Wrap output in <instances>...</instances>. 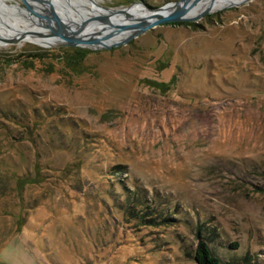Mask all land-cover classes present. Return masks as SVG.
<instances>
[{
    "label": "rangeland",
    "instance_id": "rangeland-1",
    "mask_svg": "<svg viewBox=\"0 0 264 264\" xmlns=\"http://www.w3.org/2000/svg\"><path fill=\"white\" fill-rule=\"evenodd\" d=\"M241 3L109 49L0 46V264H197L201 242L264 264V0ZM25 4L0 28L48 17Z\"/></svg>",
    "mask_w": 264,
    "mask_h": 264
},
{
    "label": "bare ground",
    "instance_id": "bare-ground-1",
    "mask_svg": "<svg viewBox=\"0 0 264 264\" xmlns=\"http://www.w3.org/2000/svg\"><path fill=\"white\" fill-rule=\"evenodd\" d=\"M3 1L5 2L6 0H0V3ZM36 1L42 2L41 10L45 11L47 9L46 11L48 17H50L52 21L51 20L45 21L48 17L43 18L44 21L43 20L40 21L39 18L29 19L27 16H26V21L15 20L18 21L19 23H22L21 25H19L20 27H17L18 25L17 24L15 25L16 27L13 28H8V27H6V29L0 28V46L5 47V45L8 42H10L11 35H16V36L19 35L27 38L28 39L27 41L36 42L38 44L49 45V46H52L54 44H60L55 42H61V41H63L62 44H66L65 41L69 40L68 33L65 31V29H60L61 26L63 28H66L67 30L68 28L69 30L71 29L70 33L72 34L73 37L79 38L85 42L100 41L99 43H105L107 45H110L113 42L115 43L117 41H123L125 38H127L131 34V32L129 31L130 29H128V25L131 23H139L144 21L149 17L151 13L148 10L147 11L149 13L146 12L143 7H137L132 10H123V12H119L121 11L119 9L114 10L113 12H109V11L101 12V10L98 7L99 6L98 1L100 0H69L68 1L70 2L69 5L77 4L75 5V7H77V10H75V15L73 14L69 18L66 14L65 17L68 18H64L62 17L58 9H53V7H50V5L47 4V2L50 1L53 4L59 1L63 2L62 0H36ZM43 2L46 3L44 4ZM71 2H73L74 4H71ZM241 2H245V0L243 1L242 0H198L196 7L190 11L188 16L194 17L205 11H209L210 13H215L217 11L222 10L227 5L230 4L236 5V3H241ZM96 12L103 13L102 17L108 18L109 21L108 22L100 21L103 18H96V16L92 15ZM1 17L3 20L6 21L8 20L6 19L7 16L6 17L0 16V19ZM56 19H58V21H55ZM35 21H38V23L44 22L42 28L45 29L48 35L44 34L45 31L42 32L34 28L35 24L32 23H35ZM59 23L61 24L60 26H58ZM82 25L85 26L84 34L76 33L74 28L77 29V27L79 26V28L82 29L81 28ZM122 27H126L125 31L128 30L129 32H123V30L121 29Z\"/></svg>",
    "mask_w": 264,
    "mask_h": 264
},
{
    "label": "water",
    "instance_id": "water-1",
    "mask_svg": "<svg viewBox=\"0 0 264 264\" xmlns=\"http://www.w3.org/2000/svg\"><path fill=\"white\" fill-rule=\"evenodd\" d=\"M25 1L26 0H23L24 4H25ZM197 2H198V0H180V1H175L172 3H167L161 7H158V8H149L145 5H143L148 11L151 12L149 17L142 22L129 24L128 29H130L129 31L131 32V34L127 38H125L123 41H117L115 43L113 42L110 45H107L105 43H99L100 41L85 42L79 38L73 37L72 34L70 33L71 29L69 30V28H68V30H67L66 28H63L62 26L60 27V29H65V31L68 33V39L70 41L68 43H66L65 45L75 46V47L82 45V46H86V47H90V48H94V49L95 48L109 49L112 47L121 46V45L127 43L129 40L136 38L137 36L143 34L144 32L149 31V30L154 29V28L159 27V26L172 25V24L184 23V22H194L195 23V22L201 20L205 15L210 14V12L205 11V12L200 13L199 15L194 16V17L188 16L190 11L196 7ZM48 5H50V7H52L49 2H48ZM133 5H131V7ZM119 10H121L119 12H123V9H119ZM104 11L113 12L114 10L105 9ZM55 21H58V19H56ZM100 21L108 22L109 20H108V18H103ZM60 25L61 24L59 23L58 26H60ZM117 29H119V28H117ZM121 29L123 30V32H129L128 30L125 31L126 27H122ZM75 32L78 33L80 31H75Z\"/></svg>",
    "mask_w": 264,
    "mask_h": 264
},
{
    "label": "trees",
    "instance_id": "trees-1",
    "mask_svg": "<svg viewBox=\"0 0 264 264\" xmlns=\"http://www.w3.org/2000/svg\"><path fill=\"white\" fill-rule=\"evenodd\" d=\"M172 25H187V26H191L194 25V23L192 22H184V23H176V24H172ZM63 50V49H61ZM81 51L76 53L80 55ZM66 62L70 65V66H75L77 64V60L76 59H67L66 58ZM195 262L197 264H237V262L234 261H222L220 259V257H218L214 252L211 251V249L209 248V244L208 242L206 243H199L195 252Z\"/></svg>",
    "mask_w": 264,
    "mask_h": 264
},
{
    "label": "crops",
    "instance_id": "crops-1",
    "mask_svg": "<svg viewBox=\"0 0 264 264\" xmlns=\"http://www.w3.org/2000/svg\"><path fill=\"white\" fill-rule=\"evenodd\" d=\"M6 246H7V245H6ZM6 246H5V247H6Z\"/></svg>",
    "mask_w": 264,
    "mask_h": 264
}]
</instances>
